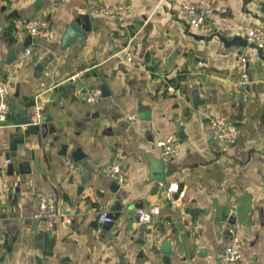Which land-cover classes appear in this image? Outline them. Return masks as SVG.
<instances>
[{
	"label": "crops",
	"instance_id": "crops-1",
	"mask_svg": "<svg viewBox=\"0 0 264 264\" xmlns=\"http://www.w3.org/2000/svg\"><path fill=\"white\" fill-rule=\"evenodd\" d=\"M181 1L0 0V80L10 104L0 124V264H264V48L221 39L264 33V0H189L212 7L198 28ZM91 3L132 11L92 14ZM33 17L49 21L51 38L28 34ZM239 54L248 60L245 87L236 83ZM94 87L99 104L81 96ZM30 100L29 116L42 105L45 136L16 123ZM214 116L239 128L227 152L210 135ZM170 134L179 150L166 157L157 141ZM114 160L125 170L120 183L100 172ZM157 170L164 180L154 179ZM171 183L184 196L173 193L170 204ZM49 191L71 224L32 218ZM139 202L161 205L160 215L139 222ZM117 205L110 224L99 219ZM233 234L241 256L225 263Z\"/></svg>",
	"mask_w": 264,
	"mask_h": 264
},
{
	"label": "built area",
	"instance_id": "built-area-1",
	"mask_svg": "<svg viewBox=\"0 0 264 264\" xmlns=\"http://www.w3.org/2000/svg\"><path fill=\"white\" fill-rule=\"evenodd\" d=\"M180 12L186 17L190 27L198 28L203 22L209 18L212 13V7L205 2H192L189 0H182L180 3ZM88 11L92 14H102L108 16L124 17L131 13L132 8L129 4H98L91 3L88 6ZM25 29L32 37L51 38L52 32L49 28V21L44 17L29 18L25 22ZM246 41L254 45L258 49L264 48V33L260 29H251L246 33ZM31 47H27L20 60L24 61L30 54ZM125 60L131 62L133 58V50L129 48L124 54ZM236 83L245 87L250 82V75L248 71V60L246 55L239 54L235 63ZM82 70L76 72L71 76V79L83 77ZM82 98L89 104H99L102 99L101 90L98 87L88 88L81 92ZM42 105H37L33 114L30 116V123L37 124L40 122ZM10 113V104L7 98V92L4 84L0 80V124L3 123ZM136 114H131L129 117L134 118ZM208 129L212 139L218 144L221 152H227L231 145L236 140L239 134V128L233 120L227 116H214L209 119ZM157 146L161 153L166 157H173L178 154L179 141L173 135H166L157 141ZM68 163V162H67ZM124 167L122 164L114 160L103 165L100 172L103 177L122 182L124 178ZM173 193H177L179 197L184 196V190L179 188L177 183H171L164 189V197L171 204V197ZM57 194L49 191L39 196L37 201V208L32 214L35 220H52L59 219L63 224H71V217L58 209ZM161 212V205L151 204L146 208H137L136 214L139 222L149 224L156 219ZM99 219L102 222H110L111 216L108 212L103 211L99 214ZM241 256V242L236 234H233L228 243L222 250L221 259L223 262H231L239 259Z\"/></svg>",
	"mask_w": 264,
	"mask_h": 264
},
{
	"label": "water",
	"instance_id": "water-1",
	"mask_svg": "<svg viewBox=\"0 0 264 264\" xmlns=\"http://www.w3.org/2000/svg\"><path fill=\"white\" fill-rule=\"evenodd\" d=\"M82 25H83V27H85L84 24H82ZM221 39H223V41L225 42V44H232V43H239V44H244V45L247 44V41H246L245 36L244 37L234 36L230 40H225V38H221ZM40 68H41V66H37V69H40ZM35 104H36V102L34 100H30L28 103H26L25 106H24V108H23V110L19 114V118L16 120V123H17V125H25L26 126V130H28V131H35V132H40L41 131L42 132V135L45 136L46 131H47L46 124H44V123L41 124V125L38 124V123L37 124H32V123H30V120H29L30 119V116H29V108L35 106ZM177 135L180 138H182L181 130L179 128H178ZM20 136L21 135H19L17 137H20ZM17 137H15L14 140H16ZM20 142H23V138L20 139ZM14 148H15L14 145H11L10 146V149H14ZM5 157H6V159H9V155L8 154ZM164 163H165L164 160H161V162H159V164H161V166H164ZM7 165H9V164H7ZM8 168H9L10 171H12L11 164L8 166ZM157 172H158V174L160 176H156L154 179L161 180V181L164 180V172L161 171V170H159V171L157 170ZM157 187H158V185H155V188H157ZM139 203H140L139 205L138 204H134V207L141 208V207H138V206H142L141 202H139ZM116 207H117V209L115 208V211L116 212H113L112 214H110L111 215V221L110 222H104L105 224H110L113 220H115L120 215L121 206L120 205H117ZM166 261H165V264H168V261L167 262ZM66 263H67V259H64V263L63 264H66Z\"/></svg>",
	"mask_w": 264,
	"mask_h": 264
},
{
	"label": "rangeland",
	"instance_id": "rangeland-1",
	"mask_svg": "<svg viewBox=\"0 0 264 264\" xmlns=\"http://www.w3.org/2000/svg\"><path fill=\"white\" fill-rule=\"evenodd\" d=\"M254 46V45H253Z\"/></svg>",
	"mask_w": 264,
	"mask_h": 264
}]
</instances>
